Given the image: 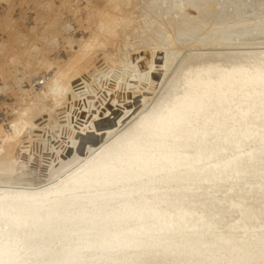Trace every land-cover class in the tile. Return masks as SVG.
<instances>
[{
	"label": "bare ground",
	"instance_id": "1",
	"mask_svg": "<svg viewBox=\"0 0 264 264\" xmlns=\"http://www.w3.org/2000/svg\"><path fill=\"white\" fill-rule=\"evenodd\" d=\"M85 1L0 0V264H264V49L190 59L125 133L146 95L129 115L109 108L73 128L74 160L39 161L47 181L22 177L37 165L39 114L50 121L121 59L128 0ZM43 31L62 33L57 53ZM210 199L229 218L210 213Z\"/></svg>",
	"mask_w": 264,
	"mask_h": 264
},
{
	"label": "rangeland",
	"instance_id": "2",
	"mask_svg": "<svg viewBox=\"0 0 264 264\" xmlns=\"http://www.w3.org/2000/svg\"><path fill=\"white\" fill-rule=\"evenodd\" d=\"M123 11L129 12L131 19L117 28L113 47L118 57L121 56V59L119 58L121 61L117 60L115 70L114 63L101 65L100 69L91 75L88 89L85 88L82 95L77 96L76 100L71 103H63L54 113L51 122L48 117L46 118V112L39 114L36 121L43 125L35 127L34 132L37 134L33 133L34 139L36 138L33 148L36 149L37 165L34 164L33 169L22 173L25 179L28 178L29 181L34 182L40 179L47 181L50 178L48 164L41 166L46 169H38L43 159L48 163L53 162L54 168L67 165L74 160L77 140L71 135H74L75 127L85 128L89 117L93 115L99 119L107 113L109 108L121 110V107L123 110L119 113L123 111L129 115L134 109L131 107L141 105L142 96L146 95L148 100L144 108L116 131V133H125L157 105L167 93L177 71L190 59L204 54L225 56L235 55L245 50L264 49V0H128ZM70 19L64 18L67 22L65 27L68 28L65 30L66 33L75 28L73 27L75 24L73 25ZM61 34L43 31L38 38L57 53L62 43ZM139 53L149 54V59L145 61V64L140 65L142 66L140 69L136 70L128 63L131 57L136 59V54ZM155 53V58L160 59L156 67L153 66ZM35 56L36 52L31 55V57ZM32 68L35 70L34 67ZM158 68L162 69L159 71L160 74L164 71L166 73L157 75V78L153 76V70ZM41 69L42 67L38 68L37 72H41ZM153 77L157 81L155 80L156 83L152 85ZM25 80L26 77L22 83ZM14 84L18 85L17 82ZM135 92L137 94L133 95ZM78 119L80 121H77ZM111 138L112 136L106 139L103 144L105 147L109 145ZM84 148L85 144L81 145L79 152H83ZM2 156L6 158L4 154ZM85 159L82 161L84 162ZM4 161L7 163V159ZM11 184L13 187L19 186L17 183ZM206 209L222 220L229 218L225 208L218 201L210 199Z\"/></svg>",
	"mask_w": 264,
	"mask_h": 264
}]
</instances>
